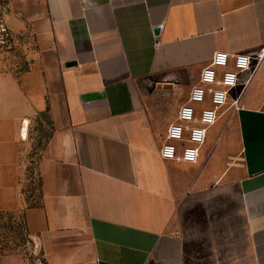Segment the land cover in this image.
Segmentation results:
<instances>
[{"label": "crops", "instance_id": "obj_1", "mask_svg": "<svg viewBox=\"0 0 264 264\" xmlns=\"http://www.w3.org/2000/svg\"><path fill=\"white\" fill-rule=\"evenodd\" d=\"M0 8L28 48L0 62V216L22 211L44 264H264V0ZM218 51L249 54L251 69L197 162L161 159L167 127ZM46 110L50 135L36 150ZM32 153L40 203L26 206ZM0 264L22 260L0 246Z\"/></svg>", "mask_w": 264, "mask_h": 264}, {"label": "built area", "instance_id": "obj_2", "mask_svg": "<svg viewBox=\"0 0 264 264\" xmlns=\"http://www.w3.org/2000/svg\"><path fill=\"white\" fill-rule=\"evenodd\" d=\"M27 49L11 33L0 8V62L10 63L15 57L24 55ZM262 53H259V58ZM252 61L253 58L245 53H213L209 63L200 70L197 83L188 89L185 101L178 107L175 121L165 131L158 151L161 159L174 163L197 162L207 129L215 124L220 112L227 106L229 93L237 86L239 76L251 69ZM229 75L235 79L228 80ZM236 104L235 99L232 105ZM18 225L25 235L23 222ZM36 264H44L40 256Z\"/></svg>", "mask_w": 264, "mask_h": 264}, {"label": "rangeland", "instance_id": "obj_3", "mask_svg": "<svg viewBox=\"0 0 264 264\" xmlns=\"http://www.w3.org/2000/svg\"><path fill=\"white\" fill-rule=\"evenodd\" d=\"M33 128L37 129V131L35 130L36 142L37 140H41L43 143L44 137L48 134V128L45 126L36 127V125H34ZM36 163V156L30 159L29 157L26 158L21 172L20 189L22 195L27 200L26 206L33 204L38 195ZM21 212L22 211L11 212V219L5 215L0 216L1 250L5 253L18 254L22 260V264H36V259H39V254L19 229L18 224L21 223Z\"/></svg>", "mask_w": 264, "mask_h": 264}, {"label": "trees", "instance_id": "obj_4", "mask_svg": "<svg viewBox=\"0 0 264 264\" xmlns=\"http://www.w3.org/2000/svg\"><path fill=\"white\" fill-rule=\"evenodd\" d=\"M40 121H44V122H46L47 124L50 125V121H49V116H48V111H47V110H46L45 112L39 114V116H38V121H37L38 127H41V123H40ZM49 135H50V134L48 133V134L44 137V140H45V141L49 138ZM42 145H43V143L41 142V140H38V141L36 142L35 149H36V150H37V149H40V148L42 147ZM31 155H32V156H31V158H32L35 154L32 153ZM39 186H40V180H39V178H38V176H37V192H38V195H37V199H36V201H35L33 204H31L30 206H36V205H39V203H40Z\"/></svg>", "mask_w": 264, "mask_h": 264}, {"label": "clouds", "instance_id": "obj_5", "mask_svg": "<svg viewBox=\"0 0 264 264\" xmlns=\"http://www.w3.org/2000/svg\"><path fill=\"white\" fill-rule=\"evenodd\" d=\"M228 80H234L235 78L231 75H229V77H227Z\"/></svg>", "mask_w": 264, "mask_h": 264}, {"label": "water", "instance_id": "obj_6", "mask_svg": "<svg viewBox=\"0 0 264 264\" xmlns=\"http://www.w3.org/2000/svg\"><path fill=\"white\" fill-rule=\"evenodd\" d=\"M73 64H74V63H68L67 66H69V65H73Z\"/></svg>", "mask_w": 264, "mask_h": 264}]
</instances>
